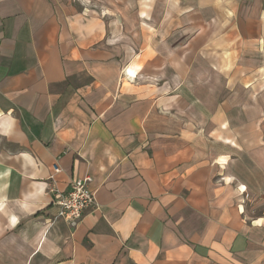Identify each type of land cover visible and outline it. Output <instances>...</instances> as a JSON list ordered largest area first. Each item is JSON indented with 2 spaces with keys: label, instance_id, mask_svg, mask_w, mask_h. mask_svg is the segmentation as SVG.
Returning <instances> with one entry per match:
<instances>
[{
  "label": "crops",
  "instance_id": "crops-1",
  "mask_svg": "<svg viewBox=\"0 0 264 264\" xmlns=\"http://www.w3.org/2000/svg\"><path fill=\"white\" fill-rule=\"evenodd\" d=\"M0 264H264V0H0Z\"/></svg>",
  "mask_w": 264,
  "mask_h": 264
},
{
  "label": "built area",
  "instance_id": "built-area-1",
  "mask_svg": "<svg viewBox=\"0 0 264 264\" xmlns=\"http://www.w3.org/2000/svg\"><path fill=\"white\" fill-rule=\"evenodd\" d=\"M54 174L50 177L52 181L50 190L54 191L56 196L54 203L58 206V212L55 218H64L69 222L71 227L76 228L82 219L83 212L86 208H97L95 194L90 187L92 177L87 174L84 177L72 181L71 188L62 192L56 187L55 175L61 172L59 164L53 166Z\"/></svg>",
  "mask_w": 264,
  "mask_h": 264
},
{
  "label": "rangeland",
  "instance_id": "rangeland-1",
  "mask_svg": "<svg viewBox=\"0 0 264 264\" xmlns=\"http://www.w3.org/2000/svg\"><path fill=\"white\" fill-rule=\"evenodd\" d=\"M136 75V74H135Z\"/></svg>",
  "mask_w": 264,
  "mask_h": 264
}]
</instances>
